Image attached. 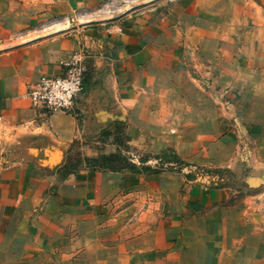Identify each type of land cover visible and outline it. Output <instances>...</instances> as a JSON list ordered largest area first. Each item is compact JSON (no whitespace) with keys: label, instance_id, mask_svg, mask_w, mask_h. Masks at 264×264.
Wrapping results in <instances>:
<instances>
[{"label":"crops","instance_id":"0c3cea01","mask_svg":"<svg viewBox=\"0 0 264 264\" xmlns=\"http://www.w3.org/2000/svg\"><path fill=\"white\" fill-rule=\"evenodd\" d=\"M101 1L0 0V246L33 237L52 205L65 219L69 203L115 196L129 175L92 163L124 147L246 166L263 186L264 0H158L115 20H71ZM79 46L90 53L86 91L73 112L46 114L27 87L62 73ZM249 142L246 163L239 146ZM157 180L170 230L225 197Z\"/></svg>","mask_w":264,"mask_h":264},{"label":"rangeland","instance_id":"374dc122","mask_svg":"<svg viewBox=\"0 0 264 264\" xmlns=\"http://www.w3.org/2000/svg\"><path fill=\"white\" fill-rule=\"evenodd\" d=\"M105 19L93 13L79 22ZM203 86L214 88L208 82ZM229 127H235L234 122ZM253 147L252 142L239 146L244 162H249ZM123 149L115 156H101L99 163L91 162L129 175L115 196L105 202L69 203L63 206L65 219L55 218L57 207L50 206L51 217L41 220L33 237H21L15 246H0V264H264V182L260 188L249 183L246 166L235 170L177 153L144 157ZM161 174L181 178L190 190H220L225 197L187 225L170 230L171 211L161 199L157 180ZM167 193L170 201L168 189Z\"/></svg>","mask_w":264,"mask_h":264},{"label":"built area","instance_id":"2783aa9c","mask_svg":"<svg viewBox=\"0 0 264 264\" xmlns=\"http://www.w3.org/2000/svg\"><path fill=\"white\" fill-rule=\"evenodd\" d=\"M147 0H103L96 11L79 10L71 20H80L90 14L100 13L111 18L124 13L129 8ZM90 53L86 46L75 48L66 62L63 72L53 76H43L27 87V96L33 105L42 108L47 114L56 110L73 112L78 98L85 93L86 73Z\"/></svg>","mask_w":264,"mask_h":264},{"label":"water","instance_id":"95a60500","mask_svg":"<svg viewBox=\"0 0 264 264\" xmlns=\"http://www.w3.org/2000/svg\"><path fill=\"white\" fill-rule=\"evenodd\" d=\"M155 1H158V0H151V2H155ZM145 5H146V3H142V4L135 5V6L131 7V8H129L128 10H126L124 13H122V14H120V15H116V16H114V17L107 18V19H105V20H98V21H109V20L119 19V18L122 17L125 13L130 12V11L135 10V9H138V8L143 7V6H145Z\"/></svg>","mask_w":264,"mask_h":264}]
</instances>
